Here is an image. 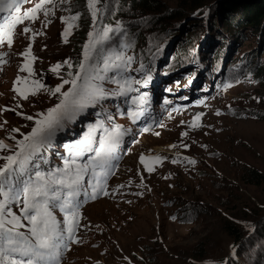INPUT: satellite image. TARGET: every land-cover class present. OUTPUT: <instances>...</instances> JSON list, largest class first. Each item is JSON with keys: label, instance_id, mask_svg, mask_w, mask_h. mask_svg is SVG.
I'll use <instances>...</instances> for the list:
<instances>
[{"label": "rangeland", "instance_id": "1", "mask_svg": "<svg viewBox=\"0 0 264 264\" xmlns=\"http://www.w3.org/2000/svg\"><path fill=\"white\" fill-rule=\"evenodd\" d=\"M156 1L145 10L130 0H101L93 21L87 0H54L45 6L51 9L48 17L41 10L38 19L25 20L13 34L12 47L0 48V108H15L0 113V140L11 149L34 126L24 116L36 117L60 102L59 94L46 89L78 73L89 33L122 26L123 32L110 33L111 39L91 54L94 87L109 82L105 60L117 64L119 55L141 65L151 57L159 70L174 69L165 86L174 90L178 103L198 101L167 115L161 127L127 147L109 194L102 195L108 197L81 211L79 243L71 246L63 264H264V183L255 185L249 178L250 171L264 175V120L259 118L264 117L263 24L257 32L244 24L227 27L222 10L231 0H204L198 8L190 7L189 0ZM39 2L31 0L22 14ZM76 15L80 18L70 21ZM29 47V59L35 57L32 77L20 71L26 62L21 54ZM57 64L58 73L50 71ZM114 74L122 88L124 81L117 70ZM17 77L27 78L15 85L29 93L27 100L13 91ZM33 80L45 86L36 95L30 94ZM71 87L64 84L62 92ZM59 153L54 150V162ZM153 153L166 160L146 157ZM8 154V149L0 151V156ZM10 207L20 215L17 204ZM225 225L234 227L238 238L229 236Z\"/></svg>", "mask_w": 264, "mask_h": 264}, {"label": "snow or ice", "instance_id": "2", "mask_svg": "<svg viewBox=\"0 0 264 264\" xmlns=\"http://www.w3.org/2000/svg\"><path fill=\"white\" fill-rule=\"evenodd\" d=\"M27 2L28 0H0V14H7L0 18V45H3L6 40L7 46L11 48L12 37L17 25L23 24L25 20L38 19L37 13L41 10H43L44 16L48 17L51 9L45 6L52 5L54 0H40L34 7L20 15L21 5ZM61 2L66 3L67 0H61ZM100 3L101 0H87V7L93 21L98 19L97 5ZM79 18L78 15L72 16L70 21H76ZM64 22L68 24L69 28L72 27L69 20ZM123 31V27L118 25L116 28L105 26L102 32L89 33L90 43L85 45L84 62L78 65V73L75 75L68 73L71 77L70 80H64L54 89H46L53 96L59 94L60 102L49 108L47 112L37 113L36 117L24 116V119L33 121L34 126L30 133L21 134L23 139L16 141L11 149L3 140H0V151L6 149L11 151V154L0 156V160L4 161L0 166V197H3V200L0 201V264H60L62 255L60 250L62 247H68L64 243L65 239L71 240L72 243H79L74 239V234L79 226L80 205L76 203V197L80 194L82 177L89 168H92L93 176L100 175L96 172V168L107 165L113 158L114 148L123 133L118 129L109 131L103 127V124H100L98 127L103 129V134L98 141L95 155L87 164L81 166L77 164V159L81 158L84 153L93 151L92 145L96 143L95 128L90 129L88 135L76 144L66 146L67 151L73 153V156L64 161L63 169L47 173L37 170L27 178L24 177L28 172L29 165L40 155L41 151L52 147L57 132L63 131L68 125L74 123L89 106H94L105 97L106 93L103 88L94 87L90 83L92 79L90 73L93 71L89 63L92 60L91 54L97 51V45L111 39L110 33ZM29 32V28L23 29V33ZM67 36L68 30L66 29L64 32L65 42H67ZM21 55L25 57L26 62L20 71L27 72L28 77H32L34 75L32 62L35 57L29 59L31 48L29 47ZM3 59L4 57L0 56V61ZM116 59L124 65L125 70H128L132 63L131 57L126 62L119 55L116 56ZM65 63L69 68L72 67L69 62L65 61ZM108 63L109 60H105L106 66ZM60 67L61 65L57 64L50 71L58 73ZM114 67L119 68L120 65L117 64ZM143 68L144 65L141 64L140 69L143 70ZM150 79L151 76H147L145 84ZM81 80L84 81L83 84L79 83ZM26 82L27 78L17 77L13 87V91L23 100L29 98V93L15 85ZM113 82L120 83L118 80ZM68 83L71 84V89L62 92L63 85ZM132 83L140 84L141 82L125 79L122 88L130 91ZM32 84L35 86V90L30 93L31 95H36L39 90L45 89L39 80H33ZM133 103L138 105V101H133ZM4 111H15V108H0V113ZM217 114L219 115V113ZM17 115H21V113H17ZM131 115L135 121L138 113ZM195 119L199 120L200 117L197 116ZM192 126L196 127L197 125L194 122ZM13 131L18 132L19 129H13ZM142 131L147 132L149 129L145 128ZM182 135L186 136L187 133ZM170 147H175V145ZM184 147L188 146L184 145ZM154 159L159 161L162 158L156 156ZM188 162L195 164L194 160ZM140 163H145L143 155L140 157ZM35 167L38 169L39 164H36ZM145 167L149 172L153 171L147 165ZM101 174L107 176L106 172ZM13 176L16 177L15 181L10 179ZM5 186H7V191L4 190ZM91 187L94 189L92 198L95 199L99 194L97 189L100 191L103 189L99 183L91 185ZM103 194L108 195L109 193L104 191ZM12 204L22 205L20 215L11 210L10 205ZM56 208L60 213H63V228L53 215V209ZM22 221H26L27 224L25 225ZM22 228H26L27 234L20 231Z\"/></svg>", "mask_w": 264, "mask_h": 264}, {"label": "trees", "instance_id": "3", "mask_svg": "<svg viewBox=\"0 0 264 264\" xmlns=\"http://www.w3.org/2000/svg\"><path fill=\"white\" fill-rule=\"evenodd\" d=\"M130 1L132 3H137L140 8H143L145 10H151V8L157 4L156 0H130ZM189 1L191 2L190 7L192 8H196V7L198 8L202 6L204 3V0H189ZM237 1L238 0H231L229 4L226 5L225 10H222L223 13L221 12L222 15L224 14L226 16L227 27L233 26L238 28L239 26L244 24L246 25L247 28H251V31L257 32L259 29V25L263 24L262 26L264 29V0H259L258 2H250V3L245 2L241 4H236ZM79 3H81V0H78V4ZM173 18L174 16H170L168 19L165 20H171ZM217 18L220 22L221 21L220 15H217ZM150 61H151V57H150ZM168 72L171 73L170 71ZM181 74L185 75L184 72H182ZM182 79H184V76H182ZM259 118L264 120V117H259ZM249 178L251 179L252 184L259 185L261 183H264V175L258 173L257 171H250ZM224 229L229 236L238 238V232L234 227L225 225Z\"/></svg>", "mask_w": 264, "mask_h": 264}, {"label": "bare ground", "instance_id": "4", "mask_svg": "<svg viewBox=\"0 0 264 264\" xmlns=\"http://www.w3.org/2000/svg\"><path fill=\"white\" fill-rule=\"evenodd\" d=\"M170 72H173V71H170ZM175 77H176V78H181V79H182V77H177V76H175ZM172 81H173V80H172ZM175 81H176V80H175ZM180 81H181V80H180ZM148 133H149V132H148ZM146 135H147V134H146ZM160 151H161V150H159V152H160ZM153 154H154V153H153ZM153 154H152V156L157 155V153L154 154V155H153ZM146 156H148V155H146Z\"/></svg>", "mask_w": 264, "mask_h": 264}]
</instances>
